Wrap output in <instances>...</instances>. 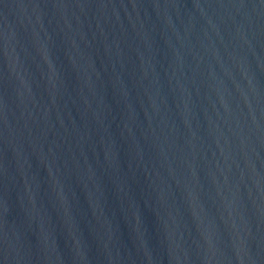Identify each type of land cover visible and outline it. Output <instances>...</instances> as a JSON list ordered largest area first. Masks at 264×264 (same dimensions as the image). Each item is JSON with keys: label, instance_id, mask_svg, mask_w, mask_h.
Masks as SVG:
<instances>
[{"label": "water", "instance_id": "95a60500", "mask_svg": "<svg viewBox=\"0 0 264 264\" xmlns=\"http://www.w3.org/2000/svg\"><path fill=\"white\" fill-rule=\"evenodd\" d=\"M0 264H264V0H0Z\"/></svg>", "mask_w": 264, "mask_h": 264}]
</instances>
